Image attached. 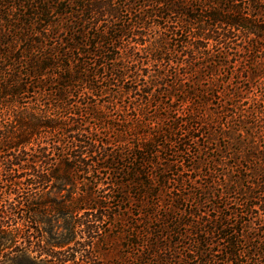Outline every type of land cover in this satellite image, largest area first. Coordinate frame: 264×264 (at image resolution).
Wrapping results in <instances>:
<instances>
[{"label":"trees","instance_id":"trees-1","mask_svg":"<svg viewBox=\"0 0 264 264\" xmlns=\"http://www.w3.org/2000/svg\"><path fill=\"white\" fill-rule=\"evenodd\" d=\"M0 264H264V0H0Z\"/></svg>","mask_w":264,"mask_h":264},{"label":"rangeland","instance_id":"rangeland-1","mask_svg":"<svg viewBox=\"0 0 264 264\" xmlns=\"http://www.w3.org/2000/svg\"><path fill=\"white\" fill-rule=\"evenodd\" d=\"M101 247H103V246L100 245L99 248H101Z\"/></svg>","mask_w":264,"mask_h":264}]
</instances>
